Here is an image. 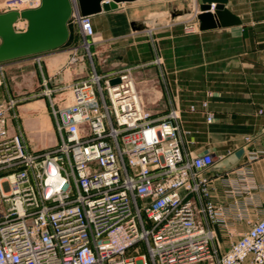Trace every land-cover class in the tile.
Here are the masks:
<instances>
[{
	"label": "built area",
	"instance_id": "2783aa9c",
	"mask_svg": "<svg viewBox=\"0 0 264 264\" xmlns=\"http://www.w3.org/2000/svg\"><path fill=\"white\" fill-rule=\"evenodd\" d=\"M40 2L0 0V13ZM70 19L90 57L94 27L75 0ZM62 89L63 105L47 92L58 142L41 153L12 123L17 100L0 101V264H264V216L225 252L212 246L200 215L215 214L204 175L214 156L183 153L176 112L153 116L133 68L107 77L92 67Z\"/></svg>",
	"mask_w": 264,
	"mask_h": 264
},
{
	"label": "crops",
	"instance_id": "0c3cea01",
	"mask_svg": "<svg viewBox=\"0 0 264 264\" xmlns=\"http://www.w3.org/2000/svg\"><path fill=\"white\" fill-rule=\"evenodd\" d=\"M195 1L199 13L200 0ZM135 2L90 15L91 71L94 67L110 77L133 68L153 116L176 112L183 153L214 156L204 175L209 178L207 199L215 214L200 215V220L213 233L212 246L223 253L264 216V0H228L226 8L239 23L205 30L192 19V9L187 15L146 26L147 12ZM71 49L64 54H71ZM61 57L50 58V66ZM73 73L66 83L89 76ZM42 106L36 101L26 107ZM34 120L43 127V119ZM12 123L21 125L18 114ZM53 133L56 136L55 128ZM189 197L197 204L207 200ZM243 264L252 263L246 259Z\"/></svg>",
	"mask_w": 264,
	"mask_h": 264
},
{
	"label": "rangeland",
	"instance_id": "374dc122",
	"mask_svg": "<svg viewBox=\"0 0 264 264\" xmlns=\"http://www.w3.org/2000/svg\"><path fill=\"white\" fill-rule=\"evenodd\" d=\"M134 4H140V7L146 10L145 25L154 26L158 22L163 23L176 18L177 14L173 18L171 14L177 11H181L180 15H187L195 11L196 1L140 0ZM152 13L165 15L166 18L157 19V15L150 16ZM153 16H155L154 21L156 20V22L153 24L148 23ZM68 27V39L60 47L44 53L0 62V101L6 100L8 97L17 100L16 111L21 121L27 146L29 150L35 153L49 151L58 142V137L53 133L54 125L48 90H52L51 99L60 105L66 104L67 102L63 99L66 90H63L62 87L68 84L66 81L71 79V73L74 72L84 76L91 73L90 60L86 48L82 46L78 27L72 19H69ZM145 29L148 28L145 27ZM74 42L75 45H73ZM75 46H79L78 56L80 60L70 62L71 55H66L64 52L68 47ZM56 55H63V57L50 66L51 60L49 59L56 58ZM65 55L67 57H64ZM50 73H52L51 77H49ZM36 101L43 103L40 109L33 110L26 107ZM34 119H43V127H40ZM4 173L5 171H0V175ZM139 245L141 246L140 252H144L143 244Z\"/></svg>",
	"mask_w": 264,
	"mask_h": 264
},
{
	"label": "water",
	"instance_id": "95a60500",
	"mask_svg": "<svg viewBox=\"0 0 264 264\" xmlns=\"http://www.w3.org/2000/svg\"><path fill=\"white\" fill-rule=\"evenodd\" d=\"M137 0H75L82 15H94L103 10L115 8L119 3ZM228 0H200L196 15L200 30L219 25L238 24L226 8ZM213 8V12H212ZM72 13V0H41L36 8L0 13V62L34 55L56 49L63 45L69 36L68 21ZM181 11L171 14L172 18ZM18 19L27 22L22 31L14 29ZM133 27L143 29L144 24ZM112 84L119 78L110 80Z\"/></svg>",
	"mask_w": 264,
	"mask_h": 264
},
{
	"label": "bare ground",
	"instance_id": "6f19581e",
	"mask_svg": "<svg viewBox=\"0 0 264 264\" xmlns=\"http://www.w3.org/2000/svg\"><path fill=\"white\" fill-rule=\"evenodd\" d=\"M134 2H135V1H134ZM194 3H195V2H194ZM154 18H155V16L151 17V23L154 22Z\"/></svg>",
	"mask_w": 264,
	"mask_h": 264
}]
</instances>
